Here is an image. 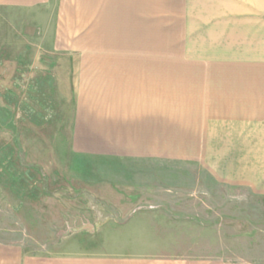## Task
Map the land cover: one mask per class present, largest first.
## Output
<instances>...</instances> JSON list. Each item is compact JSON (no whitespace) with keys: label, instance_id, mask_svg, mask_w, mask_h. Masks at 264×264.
<instances>
[{"label":"rangeland","instance_id":"1","mask_svg":"<svg viewBox=\"0 0 264 264\" xmlns=\"http://www.w3.org/2000/svg\"><path fill=\"white\" fill-rule=\"evenodd\" d=\"M124 106L167 114L163 155L84 149ZM0 242L264 264V0L0 6Z\"/></svg>","mask_w":264,"mask_h":264},{"label":"crops","instance_id":"2","mask_svg":"<svg viewBox=\"0 0 264 264\" xmlns=\"http://www.w3.org/2000/svg\"><path fill=\"white\" fill-rule=\"evenodd\" d=\"M51 0H0V6L36 7L49 3ZM125 107V106H124ZM127 106L122 117L117 115H101L100 110L87 112L86 119L75 120L76 134L85 137L84 147L88 151H98L99 143H114L117 136L141 135L145 154L163 155L160 135L167 129V117L161 112L146 111L147 108L130 116ZM90 110V109H89ZM143 110V111H142ZM95 111V116L92 112ZM160 111V110H159ZM113 114V113H112ZM124 114H129L128 117ZM159 137V138H158ZM135 139V138H134ZM102 141V142H101ZM112 148V145H111ZM139 149V150H140ZM102 152V151H101ZM0 264H230L224 258H177L155 255L138 256H101V255H64V254H29L22 245L0 242Z\"/></svg>","mask_w":264,"mask_h":264}]
</instances>
